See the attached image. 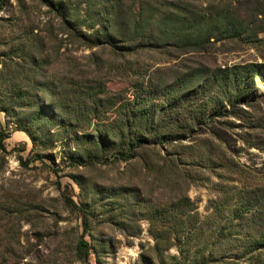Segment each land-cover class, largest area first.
<instances>
[{
    "label": "rangeland",
    "instance_id": "1",
    "mask_svg": "<svg viewBox=\"0 0 264 264\" xmlns=\"http://www.w3.org/2000/svg\"><path fill=\"white\" fill-rule=\"evenodd\" d=\"M56 2L83 21L79 38ZM104 6L119 46H150L89 43ZM56 88L103 89L97 119L55 125ZM168 88L191 104L190 116L178 109L180 139H154L127 161L81 139L142 97L158 116ZM0 130V264H87L68 200L86 215L88 264H262L264 0H0ZM184 198L188 225L174 239L166 208Z\"/></svg>",
    "mask_w": 264,
    "mask_h": 264
},
{
    "label": "trees",
    "instance_id": "2",
    "mask_svg": "<svg viewBox=\"0 0 264 264\" xmlns=\"http://www.w3.org/2000/svg\"><path fill=\"white\" fill-rule=\"evenodd\" d=\"M107 1V0H106ZM57 3V2H56ZM105 3V1H104ZM56 11L61 13V19L63 20V24L66 27V29L70 32H72L73 36L75 38H79V24H82V20H79V18H73L74 9L72 8L73 13H71L69 10L64 14V9L61 7L59 3L50 4ZM94 4H88V10L85 11L84 16L90 17V9L91 6ZM102 5V4H99ZM100 15V18L102 19L103 23L95 30L92 34H90L88 37L86 35V38L91 39L89 40V43H95L96 45H102L108 49H111L114 52L124 53L131 50H135V48H144L145 46H150L149 44H145L144 42H139L137 44H134L133 46H119V43H123V40H119V36L117 33L115 34L114 31H117L115 29V26H112L109 24L110 21H113L112 19L108 18V10L104 6L103 13L97 12ZM94 24H90L88 27H93ZM114 27V28H113ZM137 25L133 28L132 37L130 38V41H133V36L136 34ZM86 46V44H85ZM89 47V46H87ZM122 55V54H121ZM171 89V90H168ZM165 89L162 93V97L164 99L163 104H161L160 109L161 113L156 116V110L159 107V105L154 104V97L153 95H149L148 98L142 97L143 99H140L138 102L134 103L133 105H127L126 108L129 109L128 112H124L120 118L117 120H114L113 122L109 123L107 125L108 130L105 131H98L95 132L93 135H86L81 136V139H86L88 144L92 145V147H95L99 150L107 151L109 147L116 150V152L113 153L114 157L122 160L127 161L131 157V152L139 149L141 147H144L145 145H150L153 143L154 139H157L159 137H166L165 139H180L181 137L179 134H177V129L179 126V113L178 109L180 110V107L184 109L185 112L188 113V116H190L192 113L190 108L191 104L186 103L184 104L182 101L183 99H180L178 96L180 93V90L175 89L172 90V88ZM51 92L52 99L55 103L54 105V112L55 115L53 117V121L55 125H65V126H71L76 129H83L87 126V123H89L90 119H97L96 112H97V105L96 101H98V96L103 94V89L96 90V91H90L89 89L85 90H72L70 94L67 93V91L62 89H54ZM38 94V93H37ZM173 95V96H172ZM188 95H183L182 97H187ZM37 95V99H38ZM181 97V96H180ZM87 104H90L87 106ZM42 104L41 102H38L36 100V108L40 107L42 111ZM129 106V107H128ZM131 107V108H130ZM192 109V107H191ZM180 112H182L180 110ZM42 114V113H41ZM39 114V115H41ZM89 116H92L91 118ZM84 124V126H82ZM132 129L134 132H132ZM152 134V135H149ZM6 139L5 134L0 130V149L4 150V140ZM91 159L93 158L90 156ZM44 157L41 155L33 156L32 159L34 161H41ZM80 161V160H79ZM78 161V163H79ZM77 162V161H76ZM69 203L72 205L74 209L77 210V212L81 215L82 222H83V228H82V236L78 239L75 253L76 256L86 262L88 264L89 258L91 255V247L88 244V242L84 239V235L87 232V223H86V215L84 212V209L80 206H76L71 200H68ZM186 199L179 201L178 203L174 204L173 206H170L168 209L166 208L169 220H168V228L169 232L172 233L173 238L177 239L178 234L183 232L184 226L188 225L186 221L183 220V210L187 208ZM244 207L243 205L239 206L238 208ZM177 211L176 215H173L170 213L171 209H174ZM182 215H181V214ZM180 214V216H179ZM243 213L235 211L233 213V216L236 219H242L244 216H242ZM178 216V218H175ZM186 223V224H185ZM189 232V231H188ZM157 238V237H156ZM159 238V237H158ZM262 238V237H261ZM178 241H180L178 239ZM264 241V237L263 240ZM256 244H258V240L255 241ZM264 245V243H263ZM156 247L158 245L156 244ZM204 253V252H199ZM207 256H211V251H207ZM204 256H202L200 259H203ZM258 262L264 264V259L258 258ZM209 261V259H203L199 263L205 264ZM145 264V262H143ZM198 263V262H195ZM192 263V264H195Z\"/></svg>",
    "mask_w": 264,
    "mask_h": 264
}]
</instances>
